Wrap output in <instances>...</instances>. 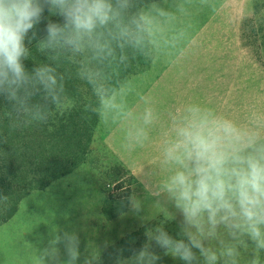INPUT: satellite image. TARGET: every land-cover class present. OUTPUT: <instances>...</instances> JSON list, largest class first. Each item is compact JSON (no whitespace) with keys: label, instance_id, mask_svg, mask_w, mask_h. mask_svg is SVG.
Wrapping results in <instances>:
<instances>
[{"label":"clouds","instance_id":"obj_1","mask_svg":"<svg viewBox=\"0 0 264 264\" xmlns=\"http://www.w3.org/2000/svg\"><path fill=\"white\" fill-rule=\"evenodd\" d=\"M164 3L0 0V97L9 117L25 125L47 123L75 104L61 71L71 64L91 90L85 111L120 126L122 151L158 142L156 166L145 172L147 196L126 198L142 223H157L145 227L139 249L127 257L120 249L114 264H157L153 243L184 264H264V110L238 118L197 100L163 109L121 77L137 57L167 55L157 48L155 33L184 5ZM33 49L43 61L29 69L25 61ZM133 96L137 106L130 103ZM177 215L178 238L165 228ZM32 264H102V249L89 242L82 252L77 232L56 228L43 247H35Z\"/></svg>","mask_w":264,"mask_h":264},{"label":"rangeland","instance_id":"obj_2","mask_svg":"<svg viewBox=\"0 0 264 264\" xmlns=\"http://www.w3.org/2000/svg\"><path fill=\"white\" fill-rule=\"evenodd\" d=\"M177 3L184 5V11L154 36L160 53L167 55L158 54L152 60L137 57L121 77L129 80L139 93L151 96L163 109L197 100L238 118L252 109L264 110V0H165L164 6L174 8ZM51 19L59 20L55 16ZM30 61L38 64L43 57L33 49L26 62ZM61 71L70 83L66 88L75 104L63 114L52 115L47 123H23L28 148L38 150L34 143L43 141L75 110L85 116L83 119L92 115L84 107L91 98L89 86L75 77L71 64H63ZM130 103L137 106L138 98L131 97ZM88 123L94 125L92 139L84 161L71 171L64 173L63 165L58 163L59 173L50 171L52 177L43 179V171L34 166L42 155L29 153L33 163L24 166L27 186L15 214L20 209L22 224L34 225L42 214L50 218L58 206L67 207L65 212L76 213L70 223H82L88 234V238H80L81 245L92 242L104 248L102 264H114L120 249L125 257L130 255V249H139L146 242L145 227L157 223H142L128 210L126 198L133 192L141 199L147 196L143 187L145 172L156 166L158 142L154 139L149 146L128 154L121 149L119 125H105L98 117L96 123L94 117ZM5 212L0 209V221ZM15 214L8 222L16 218ZM179 220L177 215L175 221L165 224L173 237H177ZM4 224L0 222V232ZM55 227L51 225L53 230L42 233L48 235ZM153 250L161 257L157 264H184L164 255L154 243Z\"/></svg>","mask_w":264,"mask_h":264},{"label":"trees","instance_id":"obj_3","mask_svg":"<svg viewBox=\"0 0 264 264\" xmlns=\"http://www.w3.org/2000/svg\"><path fill=\"white\" fill-rule=\"evenodd\" d=\"M47 15L48 13L45 12V16ZM45 23L46 21L39 25L40 36L44 35ZM29 63L25 61L26 67L31 69L34 62ZM69 85L70 83L66 82V86ZM4 103L3 98L0 97V195L7 197V199L0 197V209L7 212L0 222H6L13 217L26 191L24 190L27 186L24 166L33 163L29 153L33 156L42 155L38 164L34 166L37 170L43 171V179L52 177L50 171H54L55 174L59 173L56 171L59 164L63 165L64 173L71 171L84 161L86 149L92 139L94 125L88 122L92 117L95 123L97 121L96 115L92 114L88 116V119H83L85 116L75 110L66 122L44 136L43 141L34 143V146L38 147L37 150L35 147L28 148L24 141L23 123L8 116V109ZM35 151L38 152L33 154ZM47 184L48 180L44 185ZM5 203L6 206H4Z\"/></svg>","mask_w":264,"mask_h":264},{"label":"crops","instance_id":"obj_4","mask_svg":"<svg viewBox=\"0 0 264 264\" xmlns=\"http://www.w3.org/2000/svg\"><path fill=\"white\" fill-rule=\"evenodd\" d=\"M66 208L58 206L55 209L57 212H51L50 218H44L42 214V218L40 216V219L34 225L22 224L20 216H18L21 212L19 209L18 214H15L17 215L16 218L14 217L16 222L13 223L14 219H12L9 222L7 221L8 223L5 222L1 228L3 231L0 234L6 233L0 235V264H32L35 247H43L50 236V234L47 235L42 231L53 230V228L50 229L51 225L57 226L60 230L67 228L69 231H75L80 238H88L82 223L77 225L70 223L75 218L76 213H72V211L65 212ZM57 227H55V230ZM44 234L47 237H43ZM84 248L81 245L82 252Z\"/></svg>","mask_w":264,"mask_h":264}]
</instances>
